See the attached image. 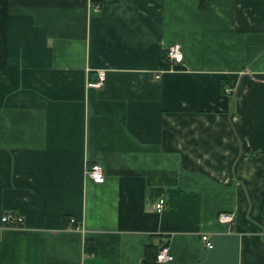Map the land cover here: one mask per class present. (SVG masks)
Segmentation results:
<instances>
[{
    "label": "crops",
    "instance_id": "0c3cea01",
    "mask_svg": "<svg viewBox=\"0 0 264 264\" xmlns=\"http://www.w3.org/2000/svg\"><path fill=\"white\" fill-rule=\"evenodd\" d=\"M163 245L264 264V0H0V264H159Z\"/></svg>",
    "mask_w": 264,
    "mask_h": 264
},
{
    "label": "built area",
    "instance_id": "2783aa9c",
    "mask_svg": "<svg viewBox=\"0 0 264 264\" xmlns=\"http://www.w3.org/2000/svg\"><path fill=\"white\" fill-rule=\"evenodd\" d=\"M99 11V7H94V12ZM168 60L173 62V64H181L182 63V54L179 50V47L174 46L170 48V50L166 54ZM99 80L98 82L91 84L93 87H100L104 81V74H98ZM229 92V90L227 91ZM86 178L94 182L95 184H102L104 182V172L102 167L99 164H92L86 168ZM155 210L157 213L163 212L165 208V201L163 199H158L154 204ZM217 221L221 224L232 225L234 222V218L232 214H219L217 217ZM1 224L4 228H19L23 225V219L20 216L13 217L8 213H4L1 218ZM201 243L209 250L213 248V244L208 235H202L200 237ZM174 259L173 254L168 245H163L160 247L156 254L155 261L159 264H166L172 262Z\"/></svg>",
    "mask_w": 264,
    "mask_h": 264
},
{
    "label": "trees",
    "instance_id": "16d2710c",
    "mask_svg": "<svg viewBox=\"0 0 264 264\" xmlns=\"http://www.w3.org/2000/svg\"><path fill=\"white\" fill-rule=\"evenodd\" d=\"M86 245L88 248L91 247V243L89 241H86Z\"/></svg>",
    "mask_w": 264,
    "mask_h": 264
}]
</instances>
